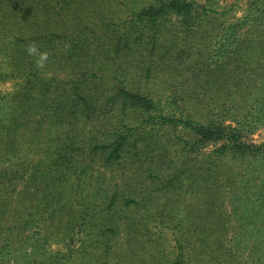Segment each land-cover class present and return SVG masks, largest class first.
Returning a JSON list of instances; mask_svg holds the SVG:
<instances>
[{"label": "trees", "instance_id": "16d2710c", "mask_svg": "<svg viewBox=\"0 0 264 264\" xmlns=\"http://www.w3.org/2000/svg\"><path fill=\"white\" fill-rule=\"evenodd\" d=\"M217 3L0 0L10 67L0 77L22 80L14 95L0 100L2 151L6 160H22L20 153L35 146L31 180L48 176L38 188L42 197L52 204L65 197L69 229L97 235V264H111V255L114 264H185L184 243L195 239L201 254L212 252L221 234L231 232L227 187L217 178L215 159L258 158L264 144L244 141L220 111L241 108L237 99H226L243 74L259 69L243 63L264 50V18L227 26L210 12ZM217 141L221 146L200 156L201 147ZM122 168L128 173L112 175ZM184 187L198 202L180 217L174 198ZM255 193L254 201L245 193L244 205L254 213L244 228L250 238L259 234L262 246L264 183ZM172 221L175 245L166 256L151 230ZM121 227L128 245L114 250Z\"/></svg>", "mask_w": 264, "mask_h": 264}, {"label": "rangeland", "instance_id": "374dc122", "mask_svg": "<svg viewBox=\"0 0 264 264\" xmlns=\"http://www.w3.org/2000/svg\"><path fill=\"white\" fill-rule=\"evenodd\" d=\"M209 8L211 14L225 20L227 26L236 20L261 16V14V18H264V0H219V3ZM255 40L257 42L258 38ZM262 40L264 36L259 38V42ZM4 41V35L0 32V72L4 71V68H10L8 60H4L7 52ZM257 54L259 55L245 56L246 63H243V67L257 66L259 69L254 70L249 76L243 74V79L237 80L236 85L235 81H230L228 85L230 87L235 85L238 91L227 97L226 101L235 98L240 102L241 108L239 111L225 109L220 113L224 114L227 123H232L243 131L244 141L260 146L264 144V111L260 110V105L264 102V71L260 69V65L264 64V50ZM239 72L242 70L240 69ZM46 75L51 73L47 72ZM63 75L66 76V74L61 76ZM21 82L19 77H0V100L3 101V98L14 95ZM232 102L220 106L219 109L231 107ZM221 144L222 141H217L201 147L200 156L202 157L203 154L208 156ZM4 146V136L0 131V264H55L54 262L97 264L99 254L95 243L97 235L91 229L85 232L81 227L69 229L67 220L70 219V207L64 206L65 197L59 200L60 204H52L48 200L50 196L42 197L38 188L50 182L48 176L42 178L43 182L38 179L31 180V158L39 157L35 154L37 153L35 146L20 153L24 156L22 160L13 159L17 158L13 156L11 160H6L2 151ZM195 155L196 153H191L192 157ZM257 156L258 158H254L255 156L243 158L228 154L215 159L214 170L217 178L220 182L226 183L227 187L223 191V202L224 213L226 216L230 215L228 226L231 232L221 234V244L216 247L217 249L213 247L212 252L206 249L201 254V249L198 247L202 246V242L195 239L184 243L185 264H264V245L261 246L263 238L259 234L250 238L244 228L246 215L252 210L244 205L245 193H251V200L254 201L258 185L264 183V152ZM123 169L113 172L112 175L120 178L122 173L123 175L128 173ZM231 179H238L240 183L234 185V182L230 183ZM48 189L46 188V191L52 188ZM189 190L184 187L174 198L175 211H178L180 217L185 216L186 212L198 202V198ZM52 206L57 209L54 211ZM172 222L169 223V227L164 224H154L151 230V235L158 240L154 246L158 244L166 256H170L175 245V235L172 231L175 223ZM155 225L158 227L155 228ZM127 231L126 228L121 227L120 232L111 241L114 250L127 248ZM82 242L86 244L83 245ZM112 258L111 255V264H114L115 260Z\"/></svg>", "mask_w": 264, "mask_h": 264}]
</instances>
